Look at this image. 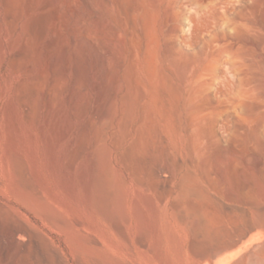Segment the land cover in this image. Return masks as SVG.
I'll list each match as a JSON object with an SVG mask.
<instances>
[{"label":"rangeland","instance_id":"obj_1","mask_svg":"<svg viewBox=\"0 0 264 264\" xmlns=\"http://www.w3.org/2000/svg\"><path fill=\"white\" fill-rule=\"evenodd\" d=\"M0 264H264V0H0Z\"/></svg>","mask_w":264,"mask_h":264},{"label":"bare ground","instance_id":"obj_2","mask_svg":"<svg viewBox=\"0 0 264 264\" xmlns=\"http://www.w3.org/2000/svg\"><path fill=\"white\" fill-rule=\"evenodd\" d=\"M44 1V0H43ZM74 2V1H73ZM32 3V2H31ZM72 3V2H71ZM87 3V2H86ZM49 4V3H48ZM77 4V3H76ZM76 4H74V5H76ZM88 4V3H87ZM90 4H91V1H90ZM51 5V4H50ZM63 5V4H62ZM89 5V4H88ZM95 5V4H94ZM73 6V5H72ZM92 6H93V4H92ZM91 6V7H92ZM44 8V7H43ZM61 9V8H60ZM97 9V8H96ZM111 10V9H110ZM57 11V10H56ZM135 11V10H134ZM59 12V11H58ZM136 12V11H135ZM40 13V12H39ZM48 13V12H47ZM42 14V13H41ZM51 14V13H50ZM63 16V15H62ZM34 18V17H33ZM62 18V17H61ZM32 19V18H31ZM36 19V18H35ZM64 20V19H63ZM37 21V20H36ZM50 21H51V19H50ZM62 21V20H61ZM60 21V22H61ZM25 22V21H24ZM55 22V21H54ZM28 23V22H27ZM27 23H25V25L27 24ZM33 23V22H32ZM109 23V22H108ZM15 24V23H14ZM28 24H30V23H28ZM27 24V25H28ZM42 24H45V23H42ZM47 24V23H46ZM60 24V23H59ZM65 24V23H64ZM74 24V23H73ZM24 25V26H25ZM31 25V24H30ZM15 26V25H14ZM24 26H23V28H24ZM34 26V25H33ZM54 26V25H53ZM59 26V25H58ZM41 27H42V25H41ZM57 27V26H56ZM43 28V27H42ZM62 28H64V27H62ZM33 29H35V28H33ZM57 29L59 30V28L57 27ZM13 30V29H12ZM15 30V29H14ZM41 30V29H40ZM44 31V30H43ZM55 31V30H54ZM60 31H61V29H60ZM42 32V31H41ZM57 32V31H56ZM119 32V31H118ZM121 34V33H120ZM55 35H56V33H55ZM53 36H54V34H53ZM77 36V35H76ZM61 37V36H60ZM55 38H56V36H55ZM60 39H62V37L60 38ZM19 40V39H18ZM49 40V39H48ZM20 41V40H19ZM65 41V40H64ZM18 43V42H17ZM23 43V42H22ZM40 43V42H39ZM50 43V42H49ZM48 43V44H49ZM61 44V43H60ZM41 45V44H40ZM59 46V45H58ZM58 46H56L57 48H58ZM60 46H63V45H60ZM65 47V46H64ZM56 48V49H57ZM59 49V48H58ZM62 49V48H61ZM61 49H60V51H61ZM55 51H57V50H55ZM60 51L58 50L57 51V53H56V56L58 57V55H59V53H60ZM43 52V51H42ZM41 52V53H42ZM63 52V51H62ZM53 54H54V52H53ZM49 56V55H48ZM62 57V56H61ZM60 58V57H59ZM39 59V58H38ZM52 59H53V56H52ZM55 59V58H54ZM61 59V58H60ZM59 60V59H58ZM39 61V60H38ZM50 61V60H49ZM55 62V61H54ZM50 63V62H49ZM61 64H63V62L61 63ZM60 69V68H59ZM42 70V69H41ZM44 70V69H43ZM58 72V71H57ZM61 75V74H60ZM43 76V75H42ZM59 77V76H58Z\"/></svg>","mask_w":264,"mask_h":264}]
</instances>
